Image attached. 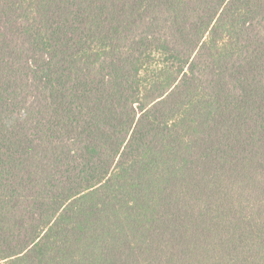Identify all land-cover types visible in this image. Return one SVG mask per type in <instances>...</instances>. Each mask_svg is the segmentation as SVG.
<instances>
[{"label": "trees", "instance_id": "trees-1", "mask_svg": "<svg viewBox=\"0 0 264 264\" xmlns=\"http://www.w3.org/2000/svg\"><path fill=\"white\" fill-rule=\"evenodd\" d=\"M0 264H264V0H0Z\"/></svg>", "mask_w": 264, "mask_h": 264}]
</instances>
